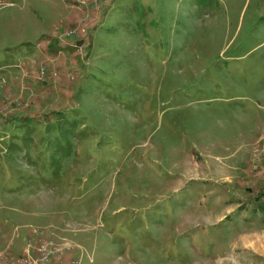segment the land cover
Wrapping results in <instances>:
<instances>
[{"label":"rangeland","instance_id":"1","mask_svg":"<svg viewBox=\"0 0 264 264\" xmlns=\"http://www.w3.org/2000/svg\"><path fill=\"white\" fill-rule=\"evenodd\" d=\"M0 264H264V0H0Z\"/></svg>","mask_w":264,"mask_h":264}]
</instances>
